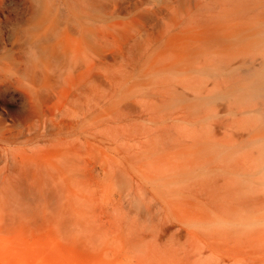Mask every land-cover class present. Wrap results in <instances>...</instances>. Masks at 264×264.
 I'll return each instance as SVG.
<instances>
[{"label":"bare ground","instance_id":"bare-ground-1","mask_svg":"<svg viewBox=\"0 0 264 264\" xmlns=\"http://www.w3.org/2000/svg\"><path fill=\"white\" fill-rule=\"evenodd\" d=\"M30 1L31 68H0L29 107L0 118L1 226L85 243L108 209L89 190L122 182L142 200L128 233L146 256L180 195L177 221L213 236L264 228V0Z\"/></svg>","mask_w":264,"mask_h":264},{"label":"rangeland","instance_id":"rangeland-1","mask_svg":"<svg viewBox=\"0 0 264 264\" xmlns=\"http://www.w3.org/2000/svg\"><path fill=\"white\" fill-rule=\"evenodd\" d=\"M35 9L30 0H0V68H19L20 71L31 68L28 57L33 50L24 46L23 32L33 26ZM2 69L0 118L12 123L7 115L10 110L21 113L29 107L25 95L13 86L20 76L15 71L3 73ZM236 156L233 154L234 158L230 157L225 166H233L237 162ZM240 164H244V161ZM248 166L238 165L239 172L247 170ZM226 180H231L239 187L244 186V179L236 176L229 175ZM119 183L111 187L104 186L100 192L94 187L89 190L87 197L108 209L101 210L99 217H102L104 224L96 236L90 241L85 239V243L78 242V235H66L50 225L36 229L17 225L12 230L0 225V264H264V228L254 227L257 233L251 235L247 230L244 231L243 225L237 227L241 231L240 235L233 232L230 237L222 234L213 236L211 232L215 226H194L191 219V222H183L184 216L177 221L182 213L178 203L179 199L185 198L183 195L172 199V210L178 214L175 219H170L174 223L173 232L162 245L152 244L146 256L144 247H134L132 242H135V236L128 233L133 222L129 219L134 216L138 219L142 200L135 193L124 198L123 183ZM173 186L183 189L181 185ZM191 201L196 205L195 210H200L202 204ZM117 202L120 204L114 210L113 206ZM14 215L24 217L21 213ZM215 230L223 231L225 228ZM187 231L200 233L199 237L188 238Z\"/></svg>","mask_w":264,"mask_h":264}]
</instances>
